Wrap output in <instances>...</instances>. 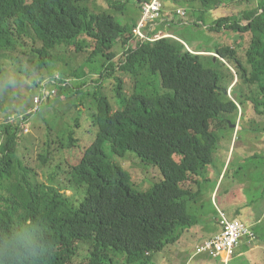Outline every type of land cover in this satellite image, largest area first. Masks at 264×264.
Wrapping results in <instances>:
<instances>
[{"label": "trees", "instance_id": "obj_1", "mask_svg": "<svg viewBox=\"0 0 264 264\" xmlns=\"http://www.w3.org/2000/svg\"><path fill=\"white\" fill-rule=\"evenodd\" d=\"M96 1L0 0V78L3 59L18 48H30L37 68L49 70L51 52L63 47L69 53L89 51L91 63L103 59L101 70L119 69L135 82V91L128 96L117 79L118 110L101 91L99 114L93 120L99 128L96 140L50 176L52 181L59 174L67 179L62 189L40 181L34 170L24 167L18 158L21 129L0 126L6 138L0 156V264H154V255L177 248L183 232L197 223L191 205L201 196L202 184L211 181L207 173L220 145L219 123L237 117L239 105L248 103L264 116V0L239 19L214 21L210 29L247 34L243 61L233 47L204 52L220 58L214 61L174 38L136 40L137 22L124 23L109 12H123L131 4L141 12L153 0H102L106 8L101 11L94 6ZM164 1L200 3L211 10L220 3ZM158 28H151L150 39L161 33ZM221 60L232 63L240 82L251 91L250 96L241 92L239 105L226 95L231 84L220 86V68L225 67ZM56 83L63 88L66 82ZM75 133L70 130L58 141L62 149L75 150ZM128 155L157 168L163 180L147 192L136 191L130 174L115 162ZM50 156L49 146L40 160L46 165ZM65 190L75 196H67ZM250 227L256 239L264 240V222ZM242 247L228 264H252V256L257 262L264 258L257 252L245 254L249 247Z\"/></svg>", "mask_w": 264, "mask_h": 264}, {"label": "rangeland", "instance_id": "obj_2", "mask_svg": "<svg viewBox=\"0 0 264 264\" xmlns=\"http://www.w3.org/2000/svg\"><path fill=\"white\" fill-rule=\"evenodd\" d=\"M260 1L254 0V2L249 4L242 0H220L218 1L220 2L218 8L211 10L202 7L200 3L170 4L162 0L163 11L161 17L163 16V18H161L158 28L161 33L154 39L173 36L174 39H178V41L183 43L187 49L190 50L191 48L194 51H203V53L216 51L223 47H233L238 51L239 59L243 61L245 58V56L243 58V54H245L243 48L249 46L250 40L247 34L242 35L241 32L237 33V31L224 29H210L214 26V21L221 18L230 17L232 18L230 21L234 17L236 19L241 18L244 11L257 8ZM94 6L98 11L106 8L102 0L96 1ZM177 10L185 12V16H177ZM109 12L124 23L133 20L137 22L141 15L140 10L133 4L125 8L123 12L116 10H109ZM166 24L168 25L166 26ZM246 24L247 22L243 21V25ZM38 47H41V45L39 44ZM116 50L120 56L123 55L124 50L122 48L119 47ZM23 51L26 52L23 53ZM30 51V48L27 50L26 48H18L11 54V57H7L2 61L4 72L0 78V126L6 124L14 127L19 126L21 133L18 158L24 167L34 170L40 181L62 189V186L65 188V184H68L67 179L63 181L64 176L59 174L52 181L50 176L56 172L57 167L62 162L66 159L73 162L79 157L81 150L96 140L99 128L93 124V120L99 114L98 100L100 97L104 93L114 110H118V100L115 93L118 83L117 79L124 83L123 89L127 95L134 93L135 82L130 75L123 74L119 69L115 73L101 70L99 65L100 60L103 61V59L97 58L95 59V64L91 63V61H88L91 55L89 51L69 53L63 47L55 48L51 52L52 59L49 70L38 69L36 55H33ZM205 55L213 57L216 54L204 53L203 56ZM222 62L225 67L220 68L222 76L220 86L226 88L227 85L231 84L226 95L239 105L238 97L241 92L250 96L251 91L240 82L232 63L228 60H223ZM228 69L231 70V74ZM51 72L52 74H50ZM82 72L86 74V77L81 75ZM101 74H104V76L102 77ZM59 79L66 82L62 86L63 88L68 87L69 91L67 90L68 88H60L58 83L55 86L63 90L55 88L53 84ZM83 82L86 85L81 87ZM45 88L50 90V97L39 108H36V97H41L42 90ZM77 120L78 125L76 124ZM227 123L231 124V126H236V128L230 127L227 129ZM219 126L220 145L214 153V164L207 173L211 174L212 172L211 181L202 184L204 188L201 196L197 199L196 204L191 205V211L196 212L198 217H204L202 218L203 220L214 216L215 208L211 203V192L215 189L217 172L224 165L230 149L232 150L230 162L231 159H233V162L229 165L228 170L225 171L223 175L225 178L220 181L221 190L216 197L219 207L225 201L235 200L236 194L233 197L231 192L227 193V191L232 188L234 191L240 189L235 187L237 184H246V181L254 182L255 184L264 182V160L260 161V158L264 157V116L259 115L255 111L252 103H248L243 106L239 105V115L237 117H226V122L219 123ZM233 129L235 130L233 131ZM70 130L77 132L75 133V138L77 139V149L75 148V150L62 149L58 143L59 140L67 138V133ZM5 140L3 130L0 129V156ZM49 146L51 156L45 165L40 160V155L45 154ZM104 148L110 153L107 143ZM130 156L135 157L128 155L124 159L115 158V162L120 164L130 174L136 191L147 192L155 184L163 180L157 168L143 165L139 160ZM252 157H254V160L251 159ZM255 158H259V160ZM249 168H252V173L248 172ZM262 187L263 185L261 184L255 189L254 193H245V197L257 200L263 189ZM63 192L67 196H75L73 191L65 190ZM213 200L215 201V199ZM207 224H209V221ZM197 226L191 230L198 228ZM197 239H199L198 235L197 237L189 236L187 239L189 247L187 249L184 248L178 251L176 248H169L163 253L154 255V264H206L207 262L199 263L194 259L195 256H192ZM254 241H252L254 243L244 241L237 248L234 256L242 252L244 244L250 250L245 254L257 252L259 256H264V240L257 237ZM211 259H214L213 262L220 261V259L216 258ZM236 259V262L240 261V258ZM229 261H232V258L230 260L226 258V263L220 262V264H228ZM251 261L252 264H264V258L261 262H257V259L252 256Z\"/></svg>", "mask_w": 264, "mask_h": 264}, {"label": "crops", "instance_id": "obj_3", "mask_svg": "<svg viewBox=\"0 0 264 264\" xmlns=\"http://www.w3.org/2000/svg\"><path fill=\"white\" fill-rule=\"evenodd\" d=\"M141 17V15H140ZM140 17L137 20V23L140 20ZM232 150L230 149L228 152V156L227 159L224 163V165L221 167V170L219 172H217V177H216V184H215V189L211 192V203L214 205V216L209 218V219H205L203 220L202 218L204 217H197V223L195 226L193 227H197L196 229H194L193 231L191 230L193 227H191L190 229H187L186 231L183 232L181 238H180V242L179 245L176 246L177 250H183L184 248L189 247L188 244V237H192V236H199V239H197L196 244L194 245V250L197 246H199L200 244H202L203 242L211 239L212 237H214L215 235H217L221 228L218 224V212L224 213L228 218H233V219H240V220H244L246 221L250 226L252 227H257L258 225H260L262 222H264V182L261 183L263 185V189L260 192V196L257 200L252 199H247V197H245V193L250 192V193H254L255 189L257 187H259L261 184H255L254 182H250V181H246L247 183H241V184H237L235 187L240 188L237 189L236 191H234V189L232 188L231 190H228L227 193L231 192V195L236 194L234 197L235 200L233 201H225L222 203V205L219 207L217 205V199L216 197L219 195L220 190H221V183L220 181L223 180L225 178V176H223L225 174V171L228 170L229 165H231V163L233 162V159H231L230 162V155H231ZM251 159H254V157H252ZM264 160V157L261 159L260 161ZM248 172L252 173L253 170L252 168L248 169ZM212 174V173H211ZM211 174H207V178H211ZM264 179V177H263ZM204 188V187H203ZM203 190V189H202ZM215 199V201L213 200ZM201 219V220H200ZM206 220L208 221L206 223ZM199 223V224H198ZM182 244V245H180ZM185 245V246H184ZM242 255V254H241ZM186 256V254H185ZM191 256V254H190ZM192 256H194V254H192ZM199 263H208V264H220V262H226L224 257H220L218 259H220L219 262H213L214 259L208 258L206 256H195V258ZM206 263V264H207Z\"/></svg>", "mask_w": 264, "mask_h": 264}, {"label": "built area", "instance_id": "obj_4", "mask_svg": "<svg viewBox=\"0 0 264 264\" xmlns=\"http://www.w3.org/2000/svg\"><path fill=\"white\" fill-rule=\"evenodd\" d=\"M163 8L161 0H153L150 4L145 3L141 8V18L133 33L136 40L153 41L147 35V30L152 27V23L161 18L160 10ZM182 17L185 12H178ZM146 32V33H144ZM41 97H36V108H39L45 100L50 97V91L46 88L42 90ZM218 223L221 228L220 232L211 239L203 242L195 248L194 256H207L209 258L224 257L230 260L235 255L237 248L244 242L256 240L250 226L242 223L237 219H229L224 213L218 212Z\"/></svg>", "mask_w": 264, "mask_h": 264}, {"label": "bare ground", "instance_id": "obj_5", "mask_svg": "<svg viewBox=\"0 0 264 264\" xmlns=\"http://www.w3.org/2000/svg\"><path fill=\"white\" fill-rule=\"evenodd\" d=\"M162 1V0H161ZM180 10H177V12H176V14L177 15H179V16H181L178 12H179ZM161 13H162V9L160 10V15H161ZM171 17L173 18V16L171 15ZM161 18H163V16L161 17ZM161 18H159V19H156L153 23H152V27H154V26H159V24L161 23L160 21H161ZM174 19V18H173ZM163 22V21H162ZM166 22V21H165ZM169 23H172V22H169ZM168 24H166V26H167ZM162 26H164V25H162ZM152 27H150L148 30L146 29V28H144V30H146L147 31V35H148V37L150 38V32H151V28ZM164 38H173V36H169V37H164ZM47 89V88H46ZM48 91H50V90H48ZM36 106V105H35ZM31 111H33V110H31ZM39 112V111H38ZM33 114V113H32ZM34 114H36V113H34ZM30 118V117H29ZM19 119V118H18ZM25 119H26V117H25ZM32 119V118H31ZM8 122V121H7ZM18 123V122H17ZM30 123V122H29ZM13 124V123H12ZM21 124V123H20ZM28 124V123H27ZM25 126V125H24ZM16 127H19V126H16ZM21 127V126H20ZM24 130H25V128H24ZM255 234V233H254ZM255 242V241H254ZM254 242H251V243H254ZM226 263V262H225Z\"/></svg>", "mask_w": 264, "mask_h": 264}, {"label": "water", "instance_id": "obj_6", "mask_svg": "<svg viewBox=\"0 0 264 264\" xmlns=\"http://www.w3.org/2000/svg\"><path fill=\"white\" fill-rule=\"evenodd\" d=\"M174 38V37H173ZM178 40V39H177ZM199 55H204V53H199ZM213 57L215 58V60L214 61H216V58H219L218 56H216V55H213ZM231 128H236V126H231Z\"/></svg>", "mask_w": 264, "mask_h": 264}]
</instances>
